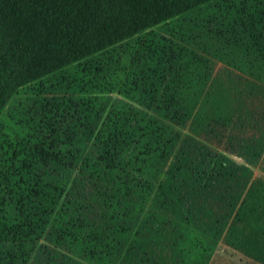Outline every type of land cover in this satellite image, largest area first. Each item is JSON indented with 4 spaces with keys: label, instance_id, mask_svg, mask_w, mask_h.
I'll return each mask as SVG.
<instances>
[{
    "label": "trees",
    "instance_id": "obj_1",
    "mask_svg": "<svg viewBox=\"0 0 264 264\" xmlns=\"http://www.w3.org/2000/svg\"><path fill=\"white\" fill-rule=\"evenodd\" d=\"M215 1L229 5L233 2L0 0V113L23 85L99 54L147 30L183 16H193ZM245 1L253 3L256 0ZM247 3L242 1L240 4ZM261 5L259 8L250 7L252 11L248 15L251 18L247 28H244L243 20L221 13L216 32H213L216 33L219 47L216 49V58L218 53L227 51L222 58L229 60L232 68L247 76L241 80L244 81L241 91L240 88L233 90L234 87H230L227 94V86H223L217 78L216 86L207 88L208 77L205 73L196 75L193 71L186 70L189 75L180 73L174 77L170 88L166 87L161 92L159 101L155 105L147 106L149 110L154 108L156 115L151 116L145 123L140 114L132 112L131 107L125 110L134 114L126 118V114H121L123 106H112V110L107 111L106 120L97 127L98 133L93 136L95 154L91 159L86 157L81 167L82 172L90 175H82L78 182L69 187L67 193L65 189L49 188V184H45L43 180L39 182L36 172L41 165L49 162L63 166L65 157L75 158V154H79L80 146H73V142L77 141L72 137H65L62 129V133H59L60 130L53 131L50 139L39 137L33 131V137L24 138L23 143L13 146L11 161L6 164L10 180L5 181L9 183L10 192L14 191L18 181L23 185L38 183L39 193L42 194L36 195L42 200H48L51 190L49 211L42 209L47 217L55 215L49 220V241L58 246L73 244V249H70L78 253V249L74 250V243L85 239V248L80 255L93 264H97V260L106 261L104 264H193V259L189 258L191 261H188V257L193 256V253L204 255L203 244L193 248L196 247V242L209 235L203 230L208 224L202 216L206 217L208 209L203 204L204 192L200 188L204 184L207 191L214 188L217 195H224L227 185L232 184L231 175L234 171L225 161L214 164L216 175H207V166L211 164L208 156L211 152L207 151V157L202 156L203 153H199V145L194 139L214 133L216 139H220L230 121L228 105L233 103L232 95L235 92V98H239L244 94L240 107L245 105L244 117L250 123L241 121L242 124H239L237 121L236 127L242 128V132L246 131L247 134L243 138H238V135L230 137L229 145L240 147L239 153L248 161L251 159L250 162L254 160L253 163H257L255 159L264 148V1ZM226 20L228 21L225 22ZM225 28H229V31ZM220 33L232 38L236 36V40L223 50ZM186 35L184 33L181 37ZM185 39H189L191 43L196 40L192 36ZM128 95L134 97V93ZM200 106H206L207 110L199 109ZM100 108L102 112V107ZM210 113L216 114V117L209 116ZM129 118H133L131 123L137 127L135 136L120 134L118 131L120 124H129ZM189 118L192 132L184 137L177 127H185ZM209 123L216 125V130L209 128ZM142 125L143 129L140 131ZM136 127H131L133 132ZM220 130L221 134L218 133ZM37 134L39 135L38 131ZM131 138H137L135 149L125 153L132 146ZM83 139L85 141L84 136ZM179 142L181 144L177 146ZM39 143L48 145L52 153L44 151L43 148L39 149ZM72 148H75L74 152ZM189 149H192L191 153L199 154L194 161L188 158L193 155L189 153ZM175 151L174 160L169 165L166 164ZM119 160L123 162L122 165ZM160 175H163L164 181L156 180ZM90 176L108 183L114 177L120 189L128 188L125 190L127 194L143 202L150 199L151 208L155 211L143 213L142 207L134 210L136 204L125 194H120L119 190L100 187ZM135 178H139V181ZM77 185L83 188L79 198L77 195L80 192L76 193ZM86 188L89 192L85 194L83 192ZM144 193L143 198L141 195ZM1 195L0 190V198ZM69 196L74 197V201H69ZM82 197L85 198L83 203L79 200ZM228 197L231 198L229 194ZM26 198L27 195L16 200V205L12 198L7 200L6 205L0 199L1 216L4 210L12 207V214L1 217L0 220V264H28L34 237L42 236V232L37 236L35 234L39 229L36 223L39 222H35L28 210H25L22 200ZM10 203L13 206H8ZM112 204L116 205L115 209ZM93 205L102 210V217L87 236L92 223L89 218L93 213ZM224 205L226 204H216V209L221 210ZM39 208L40 203L36 206L37 212ZM219 224L217 217L216 229ZM189 227L195 231L190 232ZM200 232L202 236L199 238ZM188 242L192 245L187 244ZM186 245L189 248L187 252Z\"/></svg>",
    "mask_w": 264,
    "mask_h": 264
},
{
    "label": "rangeland",
    "instance_id": "obj_2",
    "mask_svg": "<svg viewBox=\"0 0 264 264\" xmlns=\"http://www.w3.org/2000/svg\"><path fill=\"white\" fill-rule=\"evenodd\" d=\"M231 1L233 2L230 5L222 1H215L203 7L193 16L192 14L183 16L160 27L147 30L134 38L105 49L99 54L92 55L27 83L11 97L5 109L0 113V190L2 191L0 199H2V204L6 205L7 200L12 198L11 200L16 205V200L27 195L28 198L22 200L25 203V210H28L35 222H39V224L36 223L39 229L35 234L37 236L39 232H42V236L34 237L28 264L93 263L83 259V256L80 255L82 249L85 248V239H83L84 241H76L80 244L74 243V250L78 249V253L71 250L73 244L58 246L47 239L51 231L49 220H52L55 215L47 217L42 213V209L49 211L51 190L48 193V200H42L36 195L42 194L39 193L38 183L23 185L18 181L14 191L11 189L12 192H10L9 183L5 181L6 179L10 180L6 164L11 161L13 146L17 143H23L24 138L33 137L32 135L35 134L33 131L39 137L50 139L53 131L57 132L62 129L65 137H72L77 141L73 142V146H80L78 148L79 154L74 153L75 158L65 157L63 166L51 162L45 165L40 164L41 168L36 172L39 176V182L43 180L45 184H49L47 185L49 188L65 189L67 193L69 187L71 188L74 183L78 182L82 175H90L82 172L81 167L86 157L91 159V156L95 154L92 145L93 136L98 133L99 128L97 127L103 120H106L107 111L110 112L112 106H123L124 110L121 114H123L122 116L126 114V118L134 114L130 113V110H125L131 107L132 112L140 114L145 123L151 116L156 115L153 112L154 108L149 110L147 106L155 105L159 101L161 92L166 87L170 88V83L174 77L180 73L189 75L186 70H191L196 75L205 73V76L208 77L207 88L209 86L214 88L217 78L221 80L223 86H227V94L230 87H234L233 90L240 88L241 91L244 83L241 80L247 76L232 68L229 65V60L222 58L227 53L224 48L233 44L236 36L232 38V36L228 37L220 33L221 47L223 46L224 52L218 53L216 58V49L219 47L216 43V33L213 32H216V24L220 22L221 13H227L228 16L235 17L236 20H243L244 28H247L251 18L248 17L252 11H250V7L259 8L264 0H256L253 3L245 0ZM242 1L248 3L242 5L240 4ZM237 23L240 22L237 21ZM228 29L225 28L229 31ZM184 33L187 35L181 37ZM190 36L196 39L193 43L189 39L188 41L185 39L186 37L190 38ZM129 93H134V97H129ZM236 95L237 93L234 92V96L232 95L233 103L228 105L230 121L225 126L226 130L222 132V137L216 139V133H214L194 139L199 145V153H203L202 156L207 157V151L211 152V155L208 156L211 158V164L207 166V175H212L211 177L216 175L214 164L225 163V161L228 162L227 165L233 167L234 172L231 175L232 181L229 179L232 184H226L227 189L224 195L222 193L217 195L214 188L207 191L204 184L200 188L204 192L202 195L203 204L208 209L207 212L205 211L206 217L202 216V219L208 224L203 230L209 235L205 239L199 240L200 242H196V247H193L198 248L203 244L204 251V255L193 253V256L187 258L188 261L193 259V264H264V148L259 157L255 159L257 163L254 164V160L250 162L251 159L248 161L242 153H239L241 152L240 147L237 148L233 144L232 146L229 145L230 137L238 135V138H243L245 137L244 134H247L246 131L242 132V128L236 127L238 122L239 124L250 123L245 118V105L240 107L244 94L239 98H235ZM100 107H102V112L99 110ZM200 108L206 109V106H200ZM198 111L200 113V110H197V113ZM118 114H120L119 111ZM209 116L216 117V114L210 113ZM190 118L185 122V127H177L184 137L189 136L192 132L190 130L192 124ZM131 120L133 118H129L127 125L126 123L120 124L118 127L120 134L128 133L132 136L137 134V127L131 123ZM96 122L99 123L96 124ZM132 126L136 127L134 132ZM209 128L216 130V125L211 124ZM142 129L143 125L140 131ZM59 133H62L61 130ZM218 133L221 134V130ZM130 142H132V146L130 150L124 151L125 153L135 149L134 144L137 142V138H131ZM180 144L181 142L176 145L179 146ZM38 147L50 154L52 153L48 145L39 143ZM74 149L72 148L73 152ZM191 150L189 149V153L193 155L188 156V158L190 157L194 161L199 154L191 153ZM175 153L176 151L170 155L166 164L169 165L174 160ZM119 161L122 165L123 162ZM70 162H72L71 165ZM90 177L97 181L102 188L104 186L111 190L121 191L120 194H125L136 204L134 210L142 207L143 213L155 211L154 208H151L150 199H145L146 202H143L141 199L127 194L125 190L128 188L120 189L114 177L110 178L111 182L109 183L95 179L93 176ZM135 179L139 181V178ZM156 180L164 181L163 175H160ZM78 186L76 193L83 190ZM191 188L193 190V187ZM207 188L209 189L208 186ZM87 189L83 193H88L89 190ZM228 190L230 192L227 193ZM80 194L81 192L77 195L78 198ZM228 194L232 199L228 197ZM141 196L144 198L145 193ZM67 198L69 201H74V197L69 196ZM79 200L83 203L85 198L82 197ZM38 203H40V208L37 212ZM216 204L226 205L219 210L216 209ZM8 206H13V204L10 203ZM111 206L113 209L116 208L115 204ZM98 209L99 207L93 205V213L89 218L92 223L90 230H87V236L92 233L96 222L98 223L102 217V210ZM8 214H12V207L4 210L3 215H0V220H2L1 217ZM217 217L220 224L216 229ZM189 229L190 232L195 231L192 227ZM201 236L202 233L200 232L198 237ZM187 244L192 245L190 242ZM188 249L186 245V252ZM119 258L121 261L122 253ZM87 259L89 260V257ZM103 262L106 261L97 260V264H104Z\"/></svg>",
    "mask_w": 264,
    "mask_h": 264
}]
</instances>
